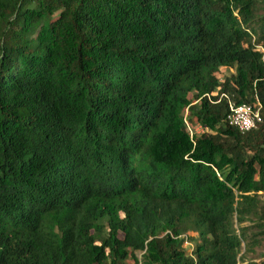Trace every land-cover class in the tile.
<instances>
[{
  "label": "trees",
  "instance_id": "16d2710c",
  "mask_svg": "<svg viewBox=\"0 0 264 264\" xmlns=\"http://www.w3.org/2000/svg\"><path fill=\"white\" fill-rule=\"evenodd\" d=\"M0 264H264V0H0Z\"/></svg>",
  "mask_w": 264,
  "mask_h": 264
},
{
  "label": "built area",
  "instance_id": "2783aa9c",
  "mask_svg": "<svg viewBox=\"0 0 264 264\" xmlns=\"http://www.w3.org/2000/svg\"><path fill=\"white\" fill-rule=\"evenodd\" d=\"M259 106L260 105L258 102L254 106L247 104L235 105L232 102H228L229 112L226 117L227 124L238 129L240 132H248L255 129L257 124L261 122ZM185 119L186 113L184 116V121L191 138L195 134H200L206 131V129L200 125L192 126Z\"/></svg>",
  "mask_w": 264,
  "mask_h": 264
},
{
  "label": "rangeland",
  "instance_id": "374dc122",
  "mask_svg": "<svg viewBox=\"0 0 264 264\" xmlns=\"http://www.w3.org/2000/svg\"><path fill=\"white\" fill-rule=\"evenodd\" d=\"M230 73H231V71H225L224 69H222V74L229 75Z\"/></svg>",
  "mask_w": 264,
  "mask_h": 264
}]
</instances>
